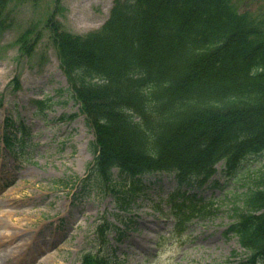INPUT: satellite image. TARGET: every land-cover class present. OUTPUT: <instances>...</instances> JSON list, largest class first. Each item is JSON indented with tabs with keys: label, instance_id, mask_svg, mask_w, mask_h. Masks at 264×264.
Returning a JSON list of instances; mask_svg holds the SVG:
<instances>
[{
	"label": "trees",
	"instance_id": "obj_1",
	"mask_svg": "<svg viewBox=\"0 0 264 264\" xmlns=\"http://www.w3.org/2000/svg\"><path fill=\"white\" fill-rule=\"evenodd\" d=\"M43 26L94 135L83 182L122 199L116 184L132 194L144 175H171L165 201L181 226L215 214L194 190L218 182V161L225 180L250 170L225 230L248 258L217 264H264V165L250 167L264 153V0H114L97 30L68 32L53 14ZM25 32L17 40L43 35Z\"/></svg>",
	"mask_w": 264,
	"mask_h": 264
},
{
	"label": "rangeland",
	"instance_id": "obj_2",
	"mask_svg": "<svg viewBox=\"0 0 264 264\" xmlns=\"http://www.w3.org/2000/svg\"><path fill=\"white\" fill-rule=\"evenodd\" d=\"M113 1L9 3V24L0 29V235L11 231L19 235L0 241V264H80L86 255L100 262L107 258L109 264H216L244 259L247 253L236 237L224 230L250 170L236 180H225L218 162V182L198 190L218 205L216 214L192 220L185 229L175 227L162 200L175 185L168 174L144 175L132 194L129 183L116 185L122 196L118 201L95 184H72L73 177L86 175L93 158V134L66 90V77L43 20L56 7L55 18L66 30L85 34L101 26ZM38 28L43 29L40 40L29 33L27 42L17 40L25 30ZM4 132L14 137L10 145ZM258 159L251 168L264 164V153ZM106 221L110 225L103 232V243L99 225ZM23 237L31 243L27 250L20 256L9 254Z\"/></svg>",
	"mask_w": 264,
	"mask_h": 264
},
{
	"label": "bare ground",
	"instance_id": "obj_3",
	"mask_svg": "<svg viewBox=\"0 0 264 264\" xmlns=\"http://www.w3.org/2000/svg\"><path fill=\"white\" fill-rule=\"evenodd\" d=\"M22 215L25 216V215H28V214H27V212H24ZM18 235L19 234L17 232H15V231H11V232H8V233L2 232L1 235H0V241H3L4 239H9V240L10 239H14ZM28 240H29L28 237L27 238L23 237L22 239H20L18 242H16L13 245V248L15 249L14 252H16V253H14L12 251V248H10L8 250L9 254H13V255L15 254V255H18V256L23 254L27 250L28 246L31 244L30 242H28Z\"/></svg>",
	"mask_w": 264,
	"mask_h": 264
}]
</instances>
